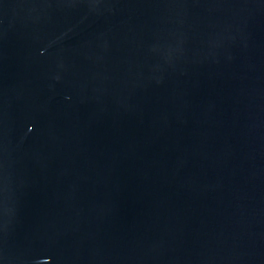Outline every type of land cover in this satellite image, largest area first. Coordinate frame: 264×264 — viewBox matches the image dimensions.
<instances>
[{"label":"water","instance_id":"95a60500","mask_svg":"<svg viewBox=\"0 0 264 264\" xmlns=\"http://www.w3.org/2000/svg\"><path fill=\"white\" fill-rule=\"evenodd\" d=\"M0 264H264V0H0Z\"/></svg>","mask_w":264,"mask_h":264}]
</instances>
